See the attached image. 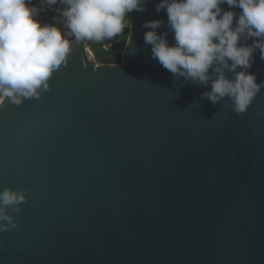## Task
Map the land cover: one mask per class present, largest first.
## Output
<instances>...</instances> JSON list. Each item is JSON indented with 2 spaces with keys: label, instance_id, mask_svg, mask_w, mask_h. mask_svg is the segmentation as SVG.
I'll return each mask as SVG.
<instances>
[{
  "label": "water",
  "instance_id": "obj_1",
  "mask_svg": "<svg viewBox=\"0 0 264 264\" xmlns=\"http://www.w3.org/2000/svg\"><path fill=\"white\" fill-rule=\"evenodd\" d=\"M160 2L130 14L120 65L68 35L49 91L0 102V192H27L0 264H264V89L237 114L166 70L142 26L175 43ZM65 7L42 4L41 24ZM248 71L264 81L259 50Z\"/></svg>",
  "mask_w": 264,
  "mask_h": 264
},
{
  "label": "clouds",
  "instance_id": "obj_2",
  "mask_svg": "<svg viewBox=\"0 0 264 264\" xmlns=\"http://www.w3.org/2000/svg\"><path fill=\"white\" fill-rule=\"evenodd\" d=\"M147 2L41 0L66 6L59 15L69 31L62 33L55 24H41L36 18L41 9L32 6L33 0H0V102L8 99L20 105L24 99H39L50 90L53 74L68 63L71 47L66 36H74L76 42L111 40L124 32L133 11L146 10ZM223 4L230 10L222 8ZM234 8L241 10L239 14ZM162 10H166L175 43L169 45L168 32L157 34L164 21H146L142 26L150 30L144 41L152 46L153 59L185 81L210 84L203 99L215 105L227 97V107L245 113L264 89V81L257 83V75L248 71L257 50L264 60V0H161L156 11ZM242 38L256 39L247 44L241 43ZM225 69L233 73V79L227 78ZM26 198V190L0 192V232L17 227L7 209L11 206L19 213Z\"/></svg>",
  "mask_w": 264,
  "mask_h": 264
},
{
  "label": "trees",
  "instance_id": "obj_3",
  "mask_svg": "<svg viewBox=\"0 0 264 264\" xmlns=\"http://www.w3.org/2000/svg\"><path fill=\"white\" fill-rule=\"evenodd\" d=\"M131 25V15H129L128 26L124 29V32L114 38H121L123 41L120 45L114 47L113 50L106 52L102 50V46L108 41L103 40L100 42L90 41L92 46V52L94 53L99 64L108 65H120L122 63V53L127 44Z\"/></svg>",
  "mask_w": 264,
  "mask_h": 264
},
{
  "label": "built area",
  "instance_id": "obj_4",
  "mask_svg": "<svg viewBox=\"0 0 264 264\" xmlns=\"http://www.w3.org/2000/svg\"><path fill=\"white\" fill-rule=\"evenodd\" d=\"M32 6H36L38 7V10L41 9V11L39 12V15L36 17L40 22H41V14L43 12V8H42V3L41 0H33V4ZM49 15V21L50 24H55L56 27L60 28L61 31L64 30L65 27V21L63 20L62 17H60L59 14L54 13V12H48ZM53 17H58L57 21H53ZM122 39L119 38H113L111 40H108L103 46H102V50L109 52L111 50L114 49L115 46L120 45L122 43ZM86 45L88 47V49L92 52V46L90 44V41H86ZM93 53V52H92ZM94 54V53H93Z\"/></svg>",
  "mask_w": 264,
  "mask_h": 264
}]
</instances>
